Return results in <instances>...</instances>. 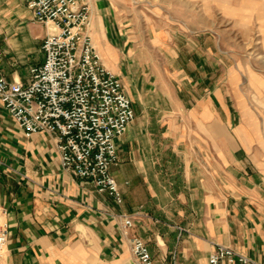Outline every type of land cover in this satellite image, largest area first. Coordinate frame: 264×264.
<instances>
[{
  "label": "crops",
  "instance_id": "obj_1",
  "mask_svg": "<svg viewBox=\"0 0 264 264\" xmlns=\"http://www.w3.org/2000/svg\"><path fill=\"white\" fill-rule=\"evenodd\" d=\"M28 1L0 0V76L9 82L29 83L30 70L44 60L47 30ZM89 3L95 47L135 112L116 141L118 163L111 167L123 202L63 169L56 139L26 137L0 104L6 264H136L133 235L157 264H207L213 244L264 264L259 127L227 106L220 81L205 75L203 58L177 54L170 68L148 73L129 48L112 1ZM120 214L133 219L128 236Z\"/></svg>",
  "mask_w": 264,
  "mask_h": 264
},
{
  "label": "built area",
  "instance_id": "obj_2",
  "mask_svg": "<svg viewBox=\"0 0 264 264\" xmlns=\"http://www.w3.org/2000/svg\"><path fill=\"white\" fill-rule=\"evenodd\" d=\"M28 7L47 30L41 46L44 60L30 70L27 84L0 76V104L26 137L46 133L56 139L63 169L121 205L111 167L118 163L116 141L126 133L135 112L120 79L104 66L95 47L90 3L29 0ZM119 217L128 236L133 219L126 214ZM8 236L6 212L0 207V264H6ZM128 240L136 264H157L140 237ZM207 264L262 263L213 244Z\"/></svg>",
  "mask_w": 264,
  "mask_h": 264
},
{
  "label": "rangeland",
  "instance_id": "obj_3",
  "mask_svg": "<svg viewBox=\"0 0 264 264\" xmlns=\"http://www.w3.org/2000/svg\"><path fill=\"white\" fill-rule=\"evenodd\" d=\"M111 1L148 73L170 68L177 54L203 58L227 106L257 125L264 141V0Z\"/></svg>",
  "mask_w": 264,
  "mask_h": 264
}]
</instances>
